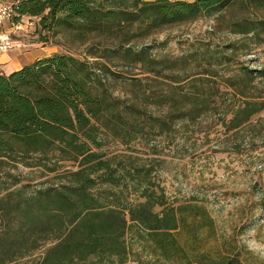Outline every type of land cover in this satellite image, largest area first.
I'll return each mask as SVG.
<instances>
[{
  "label": "trees",
  "instance_id": "1",
  "mask_svg": "<svg viewBox=\"0 0 264 264\" xmlns=\"http://www.w3.org/2000/svg\"><path fill=\"white\" fill-rule=\"evenodd\" d=\"M2 1L13 5L14 23L37 18L43 31L68 34L88 47L81 58L54 53L0 74V264H241L203 249V233L210 237L214 230L212 218L200 206L168 203L155 160L106 148L172 137L177 125H194L217 109L231 110L225 125L234 136L248 132V144L263 139V119L254 118L264 112V95L251 92L264 69L241 66L225 85L242 103L219 106L220 89L200 86L198 79L184 83L172 72L179 59L211 77L212 66L229 64L233 57L225 53L237 47L216 52L214 64L202 66L211 51L173 60L132 43L240 5L256 18L242 17L228 30L264 44V18H257L264 0ZM116 66H138L153 77L142 84L112 71ZM154 78L178 84L181 92L148 85ZM116 86L123 95L115 94ZM149 104L166 116L152 113ZM151 148L155 154L157 145ZM63 164L70 168L58 170ZM9 167L53 175L29 189ZM259 207L264 212V195Z\"/></svg>",
  "mask_w": 264,
  "mask_h": 264
},
{
  "label": "rangeland",
  "instance_id": "2",
  "mask_svg": "<svg viewBox=\"0 0 264 264\" xmlns=\"http://www.w3.org/2000/svg\"><path fill=\"white\" fill-rule=\"evenodd\" d=\"M257 16L264 18V13L259 11ZM242 17L256 18L239 5L225 10L218 17H203L189 24L166 28L147 39L136 38L132 45L150 46L152 53L157 57L166 56L173 60L190 53L211 51V58L201 61L202 66L204 63L214 64L212 58L217 55L216 52L225 51V48L234 45L237 47L235 53H225L227 56L232 55L233 60L227 65L212 66L214 73L211 77L202 74V67H196L194 64L185 66L179 59L174 61L172 72L180 75L183 82L198 79L199 85L201 83L205 84L204 87L220 89L219 98L216 99L217 106L220 101L228 105L241 104L243 99L232 97L231 90L225 85L226 79L238 73L241 66L249 70L264 69V44H255L250 38H242L228 30L231 22H236ZM38 23L37 18L22 17L18 23L12 21L5 25L13 43L11 51L5 56L13 59L18 67L22 68L54 53L83 57L88 44L75 42L68 34L55 35L53 32H45ZM111 69L142 80V84L153 77L143 74L138 66H116ZM0 73H3L2 69ZM206 78L207 81H204ZM149 81L166 92H181L178 84H172L166 79H151L148 80V85ZM254 85L256 89L251 93L263 96L264 78L255 79ZM122 89L116 86L115 94L123 95ZM186 90H189L188 86L185 87ZM151 104L148 110L159 116H166L165 110L159 111ZM225 110L210 111L188 127L179 124L175 127L174 136L158 137L149 145L144 141L126 146L109 143L106 151L155 160L158 165L156 172L159 185L164 189L171 206L184 205L189 208L197 205L205 209L214 222L212 235L209 237L204 232L202 241L203 249L211 256L221 254L235 258L241 264H264V212L259 207L264 195V138H258L254 144H248L252 140L248 132L234 136L225 125L231 117V110ZM258 119H263L260 125H264V112L255 117L254 122ZM151 145H157L155 154L151 152ZM67 166L70 165L63 164L58 170L70 168ZM8 172L23 180L22 183L29 189L50 181L53 175L30 172L23 167H9ZM183 237L182 241L187 235L184 234ZM134 249L138 251L136 246ZM41 252L42 250H38L35 255ZM23 263L26 264V261ZM126 264L137 263L129 261Z\"/></svg>",
  "mask_w": 264,
  "mask_h": 264
},
{
  "label": "built area",
  "instance_id": "3",
  "mask_svg": "<svg viewBox=\"0 0 264 264\" xmlns=\"http://www.w3.org/2000/svg\"><path fill=\"white\" fill-rule=\"evenodd\" d=\"M14 15L15 10L13 5L0 0V56L10 52L13 47L10 35L5 30V25L13 21Z\"/></svg>",
  "mask_w": 264,
  "mask_h": 264
},
{
  "label": "crops",
  "instance_id": "4",
  "mask_svg": "<svg viewBox=\"0 0 264 264\" xmlns=\"http://www.w3.org/2000/svg\"><path fill=\"white\" fill-rule=\"evenodd\" d=\"M21 68L16 65L13 59H10L8 56L1 55L0 57V69H2L4 75H8L11 72L17 71Z\"/></svg>",
  "mask_w": 264,
  "mask_h": 264
}]
</instances>
